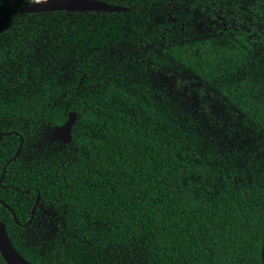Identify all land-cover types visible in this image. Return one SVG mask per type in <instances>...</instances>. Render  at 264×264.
Listing matches in <instances>:
<instances>
[{
    "label": "trees",
    "instance_id": "trees-1",
    "mask_svg": "<svg viewBox=\"0 0 264 264\" xmlns=\"http://www.w3.org/2000/svg\"><path fill=\"white\" fill-rule=\"evenodd\" d=\"M36 1L0 0V222L16 250L264 264V0L27 14Z\"/></svg>",
    "mask_w": 264,
    "mask_h": 264
},
{
    "label": "water",
    "instance_id": "water-1",
    "mask_svg": "<svg viewBox=\"0 0 264 264\" xmlns=\"http://www.w3.org/2000/svg\"><path fill=\"white\" fill-rule=\"evenodd\" d=\"M66 11V12H124L127 8L108 4L100 0H37L25 10L27 14L43 12ZM77 120V113L71 112L68 120L61 126L54 128L58 140L64 144L72 141V129ZM1 204L9 208L3 201ZM39 199L33 208L32 216L35 215ZM10 209V208H9ZM11 210V209H10ZM18 223V220L16 219ZM0 253L7 264H34L25 259L13 246L4 222H0Z\"/></svg>",
    "mask_w": 264,
    "mask_h": 264
},
{
    "label": "flooded vegetation",
    "instance_id": "flooded-vegetation-1",
    "mask_svg": "<svg viewBox=\"0 0 264 264\" xmlns=\"http://www.w3.org/2000/svg\"><path fill=\"white\" fill-rule=\"evenodd\" d=\"M0 136H1V134H0ZM17 154H18V153H17ZM17 154H16V155H17Z\"/></svg>",
    "mask_w": 264,
    "mask_h": 264
}]
</instances>
